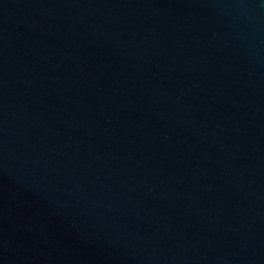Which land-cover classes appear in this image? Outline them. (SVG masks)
<instances>
[{"label": "water", "instance_id": "water-1", "mask_svg": "<svg viewBox=\"0 0 264 264\" xmlns=\"http://www.w3.org/2000/svg\"><path fill=\"white\" fill-rule=\"evenodd\" d=\"M0 264H264V0H0Z\"/></svg>", "mask_w": 264, "mask_h": 264}]
</instances>
